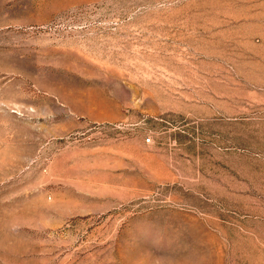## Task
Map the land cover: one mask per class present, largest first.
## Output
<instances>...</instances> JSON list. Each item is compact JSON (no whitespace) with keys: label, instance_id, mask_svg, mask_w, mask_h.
I'll use <instances>...</instances> for the list:
<instances>
[{"label":"rangeland","instance_id":"1","mask_svg":"<svg viewBox=\"0 0 264 264\" xmlns=\"http://www.w3.org/2000/svg\"><path fill=\"white\" fill-rule=\"evenodd\" d=\"M0 264H264V0H0Z\"/></svg>","mask_w":264,"mask_h":264},{"label":"built area","instance_id":"2","mask_svg":"<svg viewBox=\"0 0 264 264\" xmlns=\"http://www.w3.org/2000/svg\"><path fill=\"white\" fill-rule=\"evenodd\" d=\"M149 141V140H148Z\"/></svg>","mask_w":264,"mask_h":264}]
</instances>
